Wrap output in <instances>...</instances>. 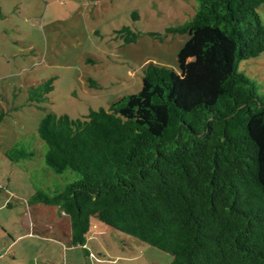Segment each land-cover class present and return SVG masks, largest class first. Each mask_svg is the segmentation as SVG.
<instances>
[{
	"label": "trees",
	"instance_id": "obj_1",
	"mask_svg": "<svg viewBox=\"0 0 264 264\" xmlns=\"http://www.w3.org/2000/svg\"><path fill=\"white\" fill-rule=\"evenodd\" d=\"M196 1L194 17L167 30L191 37L179 70L152 62L138 93L40 122L46 165L78 178L29 202L68 215L75 246L86 247L96 218L172 254L170 264H264V88L241 69L264 52V0ZM53 90L54 78L28 99ZM7 155L35 152L17 143Z\"/></svg>",
	"mask_w": 264,
	"mask_h": 264
},
{
	"label": "rangeland",
	"instance_id": "obj_2",
	"mask_svg": "<svg viewBox=\"0 0 264 264\" xmlns=\"http://www.w3.org/2000/svg\"><path fill=\"white\" fill-rule=\"evenodd\" d=\"M197 5L196 0H0V184L11 183V189L30 199L37 188L54 191L76 180L75 172L57 174L46 165L48 147L39 135L42 118L48 113L84 118L90 109L108 108L138 93L144 70L152 62L179 70L180 53L191 37L167 30L191 20ZM124 26L141 32V37L126 43L117 33ZM194 60L189 54L188 65L192 67ZM241 69L264 88V52L243 62ZM52 78L49 101L30 102V87ZM17 143L34 151L33 159L12 161L7 152ZM24 199L15 198L9 214L12 227L19 230L16 235L19 218L34 205ZM32 208L42 213L41 225L57 226L61 242L27 238L18 242V258L0 264H28L26 259L34 252L40 254V264L173 261L172 254L96 218L86 247L75 246L71 219L61 216L58 206ZM5 215L8 211H1L0 220H6ZM28 248L32 253L24 252Z\"/></svg>",
	"mask_w": 264,
	"mask_h": 264
},
{
	"label": "crops",
	"instance_id": "obj_3",
	"mask_svg": "<svg viewBox=\"0 0 264 264\" xmlns=\"http://www.w3.org/2000/svg\"><path fill=\"white\" fill-rule=\"evenodd\" d=\"M11 183L4 186L0 184V190H5V192H2V195H0V212L1 211H8V215H5L6 220H0V231L2 230L4 234H1L0 232V261H9L10 257L12 259H16L19 256V249L17 248L18 242L22 240H26L27 238H34V241H50V243L59 244L61 242L60 239V232H58L56 225H51L48 228H46V222L43 225H41V215L42 213H36L33 211L32 207L34 208H41L45 204H34L30 205L29 209L26 213V215H22L19 218V225H20V233L18 235L17 231L14 227H12V224L14 222L9 221V214L13 210V200L15 198L19 199H27V202L29 201L28 196H21L19 193L14 191V189H11L10 186ZM2 196V197H1ZM19 196V197H17ZM41 211V210H39ZM64 213L61 212V216ZM43 219V218H42ZM45 220V218H44ZM43 220V221H44ZM24 226V227H23ZM59 241V242H58ZM30 251L32 253V250L28 248V250L24 249V252ZM34 252V251H33ZM23 253V252H22ZM25 256V253H24ZM25 260V259H24ZM29 261L28 264H40V254H37L36 252L32 253V255H29L27 259ZM35 262V263H34ZM27 264V263H26Z\"/></svg>",
	"mask_w": 264,
	"mask_h": 264
}]
</instances>
